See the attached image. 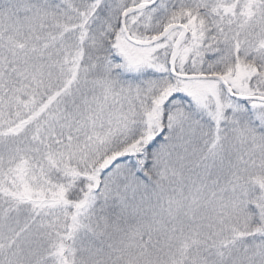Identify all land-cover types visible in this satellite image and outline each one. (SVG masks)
<instances>
[{"label": "snow or ice", "instance_id": "snow-or-ice-1", "mask_svg": "<svg viewBox=\"0 0 264 264\" xmlns=\"http://www.w3.org/2000/svg\"><path fill=\"white\" fill-rule=\"evenodd\" d=\"M0 264H264V0H0Z\"/></svg>", "mask_w": 264, "mask_h": 264}]
</instances>
